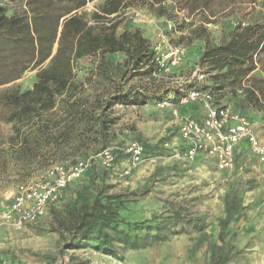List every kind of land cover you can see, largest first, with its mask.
<instances>
[{
	"label": "rangeland",
	"instance_id": "obj_1",
	"mask_svg": "<svg viewBox=\"0 0 264 264\" xmlns=\"http://www.w3.org/2000/svg\"><path fill=\"white\" fill-rule=\"evenodd\" d=\"M180 1L137 0L106 22H116L118 33L137 29L148 39L151 74H145L147 64L126 66L122 52L84 56L74 62L72 83L50 111L34 120L0 121V206L19 183L55 162H90L38 222L22 229L0 225L3 264H264V166L249 168L241 160L223 171L204 156L177 158L179 118L171 108L152 100L138 105L131 97L115 102L117 93L158 97L197 81L220 104L246 113L264 140V50L242 84L226 79L218 88L214 70L199 62L203 40H190L193 29L203 26L220 42L238 22L264 15L261 0L251 5L217 0L192 13ZM103 2L89 0L81 8L90 24ZM0 5L12 14L25 8V0ZM41 66L0 90L31 88ZM173 104L179 116L203 113L196 103ZM100 118L107 119L103 131ZM36 136L39 143L33 145ZM132 141L144 148L138 161L125 151ZM103 149L113 153L111 167L100 160ZM93 200L116 212L110 215L114 221L102 220L90 234L73 231L74 216Z\"/></svg>",
	"mask_w": 264,
	"mask_h": 264
},
{
	"label": "trees",
	"instance_id": "obj_2",
	"mask_svg": "<svg viewBox=\"0 0 264 264\" xmlns=\"http://www.w3.org/2000/svg\"><path fill=\"white\" fill-rule=\"evenodd\" d=\"M88 1L25 0V8L12 14H7L0 5V86L17 81L26 71L41 66L50 58L49 64L41 66L36 72L31 88L21 90L13 86L0 90V121L34 120L43 112L50 111L72 83L74 62L84 56L98 54L104 58L106 54L122 52L126 66L141 68L147 64L145 74L155 70L153 50L139 30L118 33L116 22L106 24L112 20L110 15L137 0H104L99 10L91 15L94 24L89 23L81 10ZM153 1L160 3L162 0ZM215 1L181 0L180 4L192 13L208 9ZM230 1L251 5L257 0ZM261 6L264 8V0H261ZM158 11L163 12L164 9L160 7ZM193 30L190 40L202 39L204 45L199 62L214 70L211 77L218 83V88L224 85L226 79L235 85L242 84L257 68L255 58L264 50V15L253 22H238L218 43L210 39L208 30L203 26ZM195 85L200 86V83L194 81L175 90L167 89L158 97L143 95L138 98L131 91L117 93L115 102H126L130 97L138 105L146 104L148 100L157 102L165 97H171L176 102ZM112 99L109 98L106 104ZM232 109L244 113L239 108ZM98 126L101 131L105 130L107 119L100 118ZM32 139L33 145L39 143L37 136ZM110 215L115 216L116 212H109L107 206L93 200L74 216L71 229L83 235L90 234L102 220L114 221Z\"/></svg>",
	"mask_w": 264,
	"mask_h": 264
},
{
	"label": "built area",
	"instance_id": "obj_3",
	"mask_svg": "<svg viewBox=\"0 0 264 264\" xmlns=\"http://www.w3.org/2000/svg\"><path fill=\"white\" fill-rule=\"evenodd\" d=\"M178 103H196L202 106L203 113L179 116L177 108H173L171 97L157 101L158 107L171 108L172 113L179 118L181 147L175 154L177 158L200 155L211 159L217 169L229 171L235 167L236 148L244 144L256 162L264 165V140L259 138L247 114L220 104L214 99L211 89L198 85L181 95ZM143 150L142 144L132 141L125 151L134 161H138ZM99 156L105 167L114 164V156L109 149H103ZM89 166L88 159L55 162L36 176L22 181L7 197L6 203L0 206V225L22 229L27 224L38 222L46 215L47 208L59 198L60 192ZM0 264H3L1 255Z\"/></svg>",
	"mask_w": 264,
	"mask_h": 264
},
{
	"label": "crops",
	"instance_id": "obj_4",
	"mask_svg": "<svg viewBox=\"0 0 264 264\" xmlns=\"http://www.w3.org/2000/svg\"><path fill=\"white\" fill-rule=\"evenodd\" d=\"M253 125H254V129L256 131L255 124H253ZM235 157H236V162H235L234 168H236L238 166V164L241 160H243V163L245 165H247V167H249V168H256V167L264 166L263 164L260 165L256 162L255 157L252 156V154H250V152L247 150V148L245 147L244 144H241L236 148ZM250 162H253V163L250 164Z\"/></svg>",
	"mask_w": 264,
	"mask_h": 264
}]
</instances>
